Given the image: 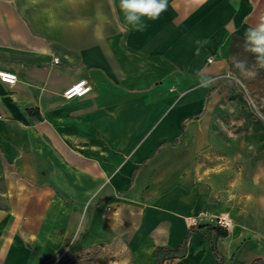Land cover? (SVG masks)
<instances>
[{"label":"crops","instance_id":"obj_1","mask_svg":"<svg viewBox=\"0 0 264 264\" xmlns=\"http://www.w3.org/2000/svg\"><path fill=\"white\" fill-rule=\"evenodd\" d=\"M261 16L264 0H169L137 31L119 0H0V71L16 75L0 81V160L11 177L0 264L89 251L112 264L264 263V69L249 79L232 61L255 64L243 45ZM200 74L215 83L201 87ZM81 80L90 90L65 99ZM238 83L258 117L243 120L235 191L232 165L206 175L195 154ZM223 175L241 228L218 236L200 226H217L204 213ZM190 227L185 248L156 254Z\"/></svg>","mask_w":264,"mask_h":264},{"label":"rangeland","instance_id":"obj_2","mask_svg":"<svg viewBox=\"0 0 264 264\" xmlns=\"http://www.w3.org/2000/svg\"><path fill=\"white\" fill-rule=\"evenodd\" d=\"M247 92L238 83L235 85L233 94L229 96L227 105L223 104L219 106L213 115L212 129L209 135V143L196 147V154L201 157L202 172L206 175L211 172L221 173L228 165L230 171L233 172L234 178V190H237V184L240 183L241 178L237 177L241 171V157L243 142L247 137L245 131L242 128L243 120H247V111L249 110L250 119H257L256 104L247 97ZM247 132V131H246ZM257 135V131H250V138ZM233 156L232 161L226 160V155ZM230 160V159H229ZM232 176V173L229 174ZM11 180L8 169L3 165L0 160V199L1 194L7 188V183ZM231 180V179H230ZM207 181L209 177L207 176ZM225 175L218 177L217 194L213 198L215 205L213 211H205V216L208 215L210 221L215 225L228 228L231 231H237L241 227L237 225L240 221V202L234 201L232 204L233 209H226V193L227 188L224 185ZM231 196V195H230ZM236 196V195H234ZM235 198V197H234ZM228 214V215H227ZM204 216V215H203ZM222 217L228 218L230 222L222 219ZM234 217V218H233ZM222 221V222H221ZM115 258L99 257L98 252H74L65 253L62 252L55 259L49 261L47 264H112ZM120 260V259H118ZM124 259H121L123 261Z\"/></svg>","mask_w":264,"mask_h":264},{"label":"clouds","instance_id":"obj_3","mask_svg":"<svg viewBox=\"0 0 264 264\" xmlns=\"http://www.w3.org/2000/svg\"><path fill=\"white\" fill-rule=\"evenodd\" d=\"M168 6L169 0H119L125 24L137 31H143L147 27L145 20L158 19L167 11ZM243 47L255 57V64L250 66L246 59H239L235 55L232 57L233 64L245 78H255L257 67L264 69V16L247 30ZM214 83V79L200 74L201 87H209Z\"/></svg>","mask_w":264,"mask_h":264},{"label":"built area","instance_id":"obj_4","mask_svg":"<svg viewBox=\"0 0 264 264\" xmlns=\"http://www.w3.org/2000/svg\"><path fill=\"white\" fill-rule=\"evenodd\" d=\"M0 81L7 85H13L16 82V75L7 71H0ZM90 88V85L85 80H81L68 87L62 95L65 99L81 97L86 94Z\"/></svg>","mask_w":264,"mask_h":264},{"label":"trees","instance_id":"obj_5","mask_svg":"<svg viewBox=\"0 0 264 264\" xmlns=\"http://www.w3.org/2000/svg\"><path fill=\"white\" fill-rule=\"evenodd\" d=\"M200 228L204 229V233L215 232L218 236H225L226 233H227V229L226 228H223V227H220V226H214V225H210V224L202 225V226H200ZM191 231H192V227L189 228L188 233L185 236L184 241L177 248H175V249H161V248H157L156 249V254L158 253L159 250H163L165 252H173L176 249L185 248L187 243H188V241H189ZM158 264H161V263H158ZM221 264H223L222 261H221ZM251 264H264V263H262L261 260L257 259V260H254Z\"/></svg>","mask_w":264,"mask_h":264},{"label":"bare ground","instance_id":"obj_6","mask_svg":"<svg viewBox=\"0 0 264 264\" xmlns=\"http://www.w3.org/2000/svg\"><path fill=\"white\" fill-rule=\"evenodd\" d=\"M222 219L225 220V221H227V222H230V221L228 220V218H226V217H222Z\"/></svg>","mask_w":264,"mask_h":264}]
</instances>
